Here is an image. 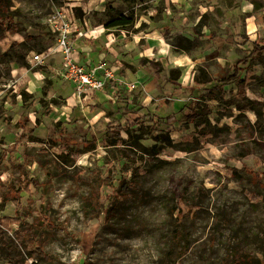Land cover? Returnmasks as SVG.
<instances>
[{
    "label": "rangeland",
    "instance_id": "374dc122",
    "mask_svg": "<svg viewBox=\"0 0 264 264\" xmlns=\"http://www.w3.org/2000/svg\"><path fill=\"white\" fill-rule=\"evenodd\" d=\"M6 4L18 31L0 23V180L12 183L22 177L23 164L41 184L21 192L18 211L12 201L2 202L0 190V224L16 215L34 223L38 244L57 258L48 262L27 253L25 264H82L86 259L220 264L232 246L264 264V53L250 59L243 82L211 93L203 86L189 89L198 79L212 83L228 77L236 60L251 54L252 41L264 42V0ZM111 6L122 14L133 9L134 25L101 24L110 18ZM61 7L73 8L85 20L77 21L84 34L72 32L69 39L76 61L89 68L103 64L125 88L127 103L110 78L100 91L80 93L71 86L58 45L61 20H51ZM98 25L99 36L87 31ZM51 48L54 54L32 60ZM195 100L207 114L199 125L181 117ZM133 106L155 117L176 114L179 120L162 124L148 119L143 126H131L130 134L110 131V124H125L138 115ZM24 118L29 119L28 141L18 126ZM56 134L94 144L68 146L53 142ZM27 152L36 159L31 164L25 163ZM97 175L107 185L101 188L97 216L89 219L93 210L85 197ZM122 179L135 192L122 203L119 218L104 225L102 210ZM178 212L184 215L190 245L173 261L169 240ZM17 228L14 223L4 231L13 238Z\"/></svg>",
    "mask_w": 264,
    "mask_h": 264
},
{
    "label": "trees",
    "instance_id": "16d2710c",
    "mask_svg": "<svg viewBox=\"0 0 264 264\" xmlns=\"http://www.w3.org/2000/svg\"><path fill=\"white\" fill-rule=\"evenodd\" d=\"M7 1V0H6ZM5 0H0V23L2 25L6 24V29L10 30L14 28V31H18V27L15 26L14 20L12 19V12L9 11V4H6ZM123 3L132 5H141L145 6V4L149 1L155 0H121ZM108 13L110 18L104 21H100L101 24H104L107 28L118 27V28H128L133 26L135 23L134 10H130L128 14H122V12L118 11L114 7L108 8ZM252 50L250 55H246L238 60H236L234 64V70L231 75L226 78H220L217 80L204 81L198 79L196 83L198 85H194L189 88L192 91H195L198 87L203 86L206 88L207 93L213 92L216 88L221 85H229L232 83H240L245 79L242 77L244 69L249 64L250 59L255 55H260L264 53V42L260 40H254L251 43ZM111 86L116 88L125 101L128 102L127 96L125 95V88L113 81L109 80ZM210 83V85H208ZM179 85V84H178ZM188 88V87H186ZM244 89H242V93ZM200 101L195 100L194 105H187L186 111H182L181 117L187 120V122L194 123L199 125L202 123L204 119H207L206 111L201 107ZM137 116L133 119H128L125 124H110L109 127H112L111 130L107 126L108 130L112 131L114 134H120L121 131L125 130L128 134H130L131 126L140 124L143 126L144 122L149 120L157 121L159 123L164 124H172L179 120V117L176 114H171L166 117H155L151 116L149 112L143 111L141 108H137ZM209 111V110H208ZM261 115V114H260ZM29 119L24 118V121L19 120L18 126L22 128V138L25 141H28L27 130L29 129ZM142 128H138L137 130H142ZM53 142H57L58 140H62V142L68 146H79V144L83 143L84 147H88L93 145L94 142L90 139L84 138L81 141H76L74 138L64 136V135H55L52 139ZM112 144H117L116 141H113ZM154 154H157V150H153ZM24 159L26 164H31L36 159L29 152L24 154ZM20 170L23 173L22 177H19L12 183H6L0 180V190L2 192V202L6 203L8 201H12L16 205V209L20 207V199L22 191H29L30 186L39 187L40 182L37 177L29 176L27 174L25 165H20ZM245 171V170H243ZM107 185V179H103L101 175H97L96 181L91 186V190L89 194L85 197V202L88 206V210L92 209L93 212L91 215H87V218L92 219L97 216V211L99 208V201L101 198V188ZM115 194L110 196L112 198L111 204L106 207L105 212V224H109L111 219L119 218V211L121 209L122 203L126 202L135 192V188L131 187V183L127 179H122L118 186L115 187ZM173 216V215H172ZM45 223L49 224L51 227L55 225L51 223L47 217L44 218ZM17 223L19 224V228L15 229L12 238L8 233H5V229L9 228L11 224ZM173 229L171 233V237L169 240V253L176 261L177 259L182 258L188 251L190 245V234L186 229V224L184 221V215L180 212L177 213L175 217H173ZM35 224L34 223H26L22 221L21 218L16 215L15 217H4L3 223L0 224V252H2L3 256L0 257V260H3L7 264H25L26 254L29 253L30 257L37 258L39 260H46L51 262L56 260L57 258L46 251H44L43 247L38 244V241L35 239ZM32 248V249H30ZM37 264V263H35ZM82 264H101L99 261L92 260H84ZM220 264H262V260L259 257L253 256L246 252H240L235 246L226 253L225 257L221 260Z\"/></svg>",
    "mask_w": 264,
    "mask_h": 264
},
{
    "label": "built area",
    "instance_id": "2783aa9c",
    "mask_svg": "<svg viewBox=\"0 0 264 264\" xmlns=\"http://www.w3.org/2000/svg\"><path fill=\"white\" fill-rule=\"evenodd\" d=\"M56 19L61 20L60 25L57 26V29L61 34L58 45L59 49L64 55L63 69L66 73V77L69 79L71 86H73L80 93L85 92L87 89L94 91L103 90L107 85L108 79H114L112 73L105 69L103 64H96L91 68H87L86 65L77 62L73 57V47L69 41L70 35L72 32L77 33L79 36L84 34L83 29H79L77 25V21L82 23L84 18L81 19L76 17L73 8L67 9L61 7L57 8L52 13L51 20L55 21ZM55 52L56 50L51 48L44 53H35L32 57V60H35L36 62L42 61L46 56L54 54ZM100 70H103L104 77L97 74V72Z\"/></svg>",
    "mask_w": 264,
    "mask_h": 264
},
{
    "label": "crops",
    "instance_id": "0c3cea01",
    "mask_svg": "<svg viewBox=\"0 0 264 264\" xmlns=\"http://www.w3.org/2000/svg\"><path fill=\"white\" fill-rule=\"evenodd\" d=\"M101 29H102V26H101V25H98V26H96L95 30H93V29H91V28L88 27L87 31H89V33H91V34H95V35H93V36L96 37V36H99V33L101 32ZM54 56H55V55H54ZM73 57H74V59L76 60V57H75L74 54H73ZM80 63L83 64V65H86L87 68L90 67V66H89L88 64H86L85 62L82 63V62L80 61ZM100 71H102V70H100ZM100 71L97 72L98 75H100V73H101Z\"/></svg>",
    "mask_w": 264,
    "mask_h": 264
}]
</instances>
